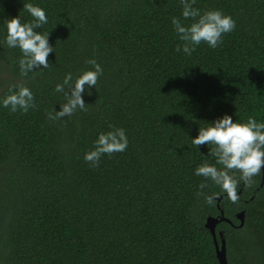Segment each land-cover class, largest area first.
<instances>
[{
	"label": "trees",
	"instance_id": "1",
	"mask_svg": "<svg viewBox=\"0 0 264 264\" xmlns=\"http://www.w3.org/2000/svg\"><path fill=\"white\" fill-rule=\"evenodd\" d=\"M24 3L45 11L48 23L36 31H49L53 47L50 67L28 77L19 74V49L3 43L6 20H32ZM193 7L219 10L236 27L219 47L201 44L189 56L176 50L171 23L193 22L180 0H0V100L23 85L37 105L12 113L0 104V264H219L205 219L222 210L237 225L242 209V227H216L227 262L264 264L261 175L250 187L241 181L233 203L195 175L215 158L211 145L191 141L225 114L264 122V0ZM89 59L103 75L83 94L87 111L50 119L66 102L55 86L66 73L75 80L94 70ZM110 125L125 130L128 146L92 167L84 154Z\"/></svg>",
	"mask_w": 264,
	"mask_h": 264
},
{
	"label": "clouds",
	"instance_id": "2",
	"mask_svg": "<svg viewBox=\"0 0 264 264\" xmlns=\"http://www.w3.org/2000/svg\"><path fill=\"white\" fill-rule=\"evenodd\" d=\"M196 0H180L183 20L191 19L190 25H185L180 18L172 17L171 23L182 42L177 51L191 55L196 46L206 44L210 48L219 47L222 37L232 32L236 25L231 16L219 10H207L203 13L194 8ZM23 9L32 17L31 21L22 23L18 16L5 21L6 35L3 40L8 48H18L21 57L17 63L21 77H28L30 72L50 67L48 56L53 53V47L48 41L49 31L40 33L36 29L48 23L45 11L32 3H24ZM94 70L81 73L75 80L71 72L66 73L62 83L55 86V92L62 93L66 102L60 104V110L49 113L52 120L71 117L78 110L87 111L83 94L86 88H95L98 79L103 75L102 67L95 59L86 61ZM88 95L92 93L87 92ZM0 104L10 112L27 113L37 107L32 91L23 85L17 90H9V95L0 100ZM108 132H101L94 142V149L84 154V160L92 167H98L102 156L111 157L114 153L123 152L128 146V139L123 128L113 125ZM198 148L211 145L209 155L215 158V164L204 163L195 169V175L205 181H211L227 194L228 199L237 203L239 197L237 188L242 181L245 186L253 184V177L260 176L264 168V122H258L254 117H248L243 123L234 122L232 117L225 114L213 121L208 127L200 128L198 135L191 139ZM219 165V167H217ZM236 173H239L237 178ZM207 187L202 182L200 188ZM211 204V196L206 197Z\"/></svg>",
	"mask_w": 264,
	"mask_h": 264
},
{
	"label": "water",
	"instance_id": "3",
	"mask_svg": "<svg viewBox=\"0 0 264 264\" xmlns=\"http://www.w3.org/2000/svg\"><path fill=\"white\" fill-rule=\"evenodd\" d=\"M244 184V183H242ZM264 185V168L261 170V181L259 183V187ZM240 194V191L237 192V195ZM222 196L216 197L217 201L221 199ZM236 218L238 219L239 223L237 225H234L232 221L225 217L223 215V211L220 210V214L218 216H212L209 215L205 219L204 226L209 230L211 233L213 243L215 246V253H216V258L219 262V264H228L227 262V256H226V241L223 235L222 230L216 231L217 224L221 221H226L230 223L231 225H234L238 228L242 227L244 224L245 220V210L242 209L236 213Z\"/></svg>",
	"mask_w": 264,
	"mask_h": 264
},
{
	"label": "rangeland",
	"instance_id": "4",
	"mask_svg": "<svg viewBox=\"0 0 264 264\" xmlns=\"http://www.w3.org/2000/svg\"><path fill=\"white\" fill-rule=\"evenodd\" d=\"M2 78L4 79V78H7V81H10V82H14V81H16V79H15V77H11V76H9L8 74H3L2 75ZM6 84V83H5Z\"/></svg>",
	"mask_w": 264,
	"mask_h": 264
}]
</instances>
